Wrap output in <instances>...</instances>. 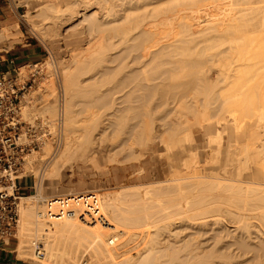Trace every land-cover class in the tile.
<instances>
[{"label": "bare ground", "instance_id": "obj_1", "mask_svg": "<svg viewBox=\"0 0 264 264\" xmlns=\"http://www.w3.org/2000/svg\"><path fill=\"white\" fill-rule=\"evenodd\" d=\"M21 1L23 3H27L29 5V7H32V8L43 5L41 8V11H42V14H43L44 19H45V23H44L45 27L43 26L44 28H41L40 30L45 35H54L55 33L58 35H61V34L64 35L66 33V32L64 33L65 26L70 25L71 23H73L76 20H79L78 23H76L75 27H74V25H72L74 27V28L72 27L73 29L70 26L72 31L69 29H66L67 32L71 31V33H70L71 35H72V33L73 34L74 33L83 34L84 32L88 34V37H89L88 41L92 43V44H90L91 46L89 45L90 47L88 46V47H86V49L84 48L83 50L73 51L74 53L73 54L71 53L72 56L69 60L73 64L71 63L72 65H69V66L68 65L65 66L63 64L64 67L61 68L62 71L64 72V80L66 82L65 87H66L68 94L71 92V87L69 85L70 84V75H72L71 79H73V74H71V73H74V74L76 73V72H74V70L72 71V69H73L72 67L74 65H76L77 63H80L85 58H89V59L94 58V60H95V56H97L98 53H99V55H104L101 53L104 52L103 50H105L106 47H105L104 42H103L104 45H102L103 43H101V42L103 40L100 39L99 33L105 29H108L109 27H112V28L114 27V29H123L122 25L124 24L123 23L124 21H121L122 18H121L120 13L122 14V12H120V8H119V6H122V5H120V2H118L120 0H21ZM122 1L125 2V0H122ZM157 1H159V0H156V1L155 0H152V1L149 0V3L152 2L153 5H155V4H157ZM163 1H164V3H166V4L163 3L164 5L161 6V8L163 9V10L161 9L162 10L161 13L164 12L163 13L164 15L161 14L163 17L160 18V21L158 23L161 26L164 25L166 27L163 26L162 27L163 29H159L160 28V26L158 28L159 24H156L157 26L155 25V27H153L151 25V23H150L151 26L149 25V23H147L149 26H147V24L146 25L144 24L140 30L141 34L139 35V37H141L139 40H141V41L138 40V43L136 42L137 44L136 43L134 44L136 47L133 48L132 47L133 45L131 46L133 48V51L137 48L140 50V52L136 50L139 53L134 54L135 56L132 55L133 58L131 61H133V62L131 64V67H132V65H133V67H132V69H130L128 71V73L126 75L127 79L129 80V81H127V85H131L132 82H134V84H132L133 85L132 87L129 86L131 89L128 92L129 93L128 96L131 97L130 96L131 94H133V93L136 94L137 92L135 93L134 90H136V91L142 90L143 91L142 95H144V96L147 95L146 96L147 98L150 95L152 96V94H154V95L159 94L160 95V96L158 95L159 98L160 97L164 98V97H168V96L180 98V97H185V96L188 97L187 95L190 93L192 95H189V96L190 97L192 96V98H195V99L199 96H203V100H206V102H204L203 104H207V106L212 105L211 106L212 107V119L214 117H216V115L218 117H220V119L222 118L221 120H223V121L225 119V122L222 124V127L224 129L220 125H218V121L220 119L218 121H217V119H215L214 121L212 120V123H210V122L208 123L209 125H211L209 128L210 129L212 128V134L216 135V133H217L216 136L214 135L215 138H212V142H213L212 148H213V150H216L215 155L217 154V156H215L214 154H212V155H214L215 157H217L219 159V160H217V158L215 159L218 161V163L220 162V165L215 167L214 170L219 169L220 171L219 172H217V170L214 171V172H216V174H214V173L212 174V179H214V180H212V183L210 182V185L207 184L208 182L207 183L203 182V184H205V183L207 184L206 185L207 187L205 188L206 192H204L205 190L202 191L203 194H206V195H204V196L200 195L199 198L197 197L194 200H192V202L194 204L192 203L193 205L191 204V207L188 205L189 209L187 208V210H189L191 212H189V214L184 215V216H187V219H188L187 224H189L188 226H190V227L191 226L196 227L197 225L199 228L204 227L205 225L207 227L208 224L210 225V222H208L205 218L212 216V224L211 225H213V224H218V225L221 224L222 225L223 218H226L227 221H230V223L232 222L235 224L236 227L235 226L234 227L236 228V230L238 229L240 231L241 230L246 231V233H248V235H247L248 237H252L251 235L254 234V232H258L261 236H263V239H264V0H171V1L170 0H168V1L162 0V2ZM146 2H148V1H146ZM167 2H169V4L171 6H172V4L170 2H174L173 6L171 7L169 4L167 5ZM152 3H150V4H152ZM126 4H127V2H126ZM143 4H145V0H144ZM129 5H131V4H129ZM166 5H167V7H164ZM126 6L129 7L128 4ZM168 6H169V9H168ZM40 7H39V9H40ZM123 7L124 6H122V9H123ZM157 7H158V5H157ZM159 9H160V7H159ZM201 10L204 13H202ZM123 11H125V10H123ZM127 14H128V12H127ZM153 17H155V16H153ZM155 19H157V18H155ZM117 23H119L120 25H118ZM34 24H36V23H34ZM115 24H117V25H115ZM141 24H142V22H140L138 20L135 21L134 23L131 22L130 27L124 28V29H128L126 31L127 36L129 35L130 31L138 29L141 26ZM154 24H155V22H154ZM36 25H38V24H36ZM14 27H16V26H14ZM10 28H13V27H10ZM164 28H166V29H164ZM196 29H198V30H196ZM12 33L13 32L11 31V29H5L4 28L0 31V38H8L11 36ZM122 33H123V31H122ZM124 33H125V31H124ZM124 33L122 35H124ZM66 35H67V33L65 34V36ZM125 35H124V38H122V39H125ZM129 38L131 39L130 36H129ZM127 40H128V38H127ZM93 42L94 43L98 42L99 44H96V43L94 44ZM101 45L104 47L102 48ZM100 51H101V53H100ZM107 51H108V49H107ZM136 51H134V52H136ZM131 52H132V50H131ZM101 57L102 56H100V58ZM100 58H99V60H100ZM86 60H88V59H85L84 61L86 62ZM85 62L82 61L81 63L83 64ZM97 62H98V59H97ZM129 63H131V62H129ZM92 65H93V63H92ZM129 66H130V64H129ZM211 71H212V74H211ZM124 79H126V78H124ZM123 81H121V82H123ZM128 82H129V84H128ZM72 83L74 85V82H72ZM44 90H46V89H44ZM36 93H38V92H36ZM72 94H73V92H72ZM193 94H195V96H197V97H194ZM137 96L139 97L138 93H137ZM137 96H136V98H137ZM133 97H134V95H133ZM152 97H154V96H152ZM166 99H164V100L166 101ZM161 100L159 102H161ZM174 100H176V99L174 98ZM137 102L140 103L139 100ZM149 103H148V105H149ZM194 103H196V102H194ZM165 104H166V102H165ZM189 104L187 106L184 104L183 105L185 107H187L189 110V107H188ZM46 105L47 104H44L42 107L40 106L41 107L40 110H41L42 115L44 112L50 113V112L56 111L53 107L46 106ZM95 105H93V106H95ZM167 105H168V103H167ZM108 107H109V105H108ZM131 107L132 106L129 105V107L127 106V109L131 108ZM137 107L136 106L132 107V110H130V111H133L134 108L137 109ZM160 107H161V105H160ZM23 108H24L23 114L28 118L32 117L31 116V112L33 111V110L31 111L32 108L30 109L28 107V105L24 106ZM106 109H107V107H106ZM117 109H118V107H117ZM154 109L156 111V108H154ZM135 111H138V110H135ZM139 111H140V109H139ZM152 111H151V113H152ZM169 111H170V109H169ZM126 112H127V110H126ZM143 112L141 111L142 114H143ZM55 113H57V112H55ZM116 113H118V112H116ZM141 113L139 112L138 114L141 115ZM174 113H172V114H174ZM179 114H180V112H179ZM129 115H130V113H129ZM144 115H145V113H144ZM182 116H184V115H182ZM52 117L53 116H51V118ZM96 117H98V116H96ZM118 117H119V113H118ZM142 117H144V116L142 115ZM72 118L73 117H72V114L70 112V105L63 106L62 119H63V123L65 126V134L63 133V135H65V136H64L63 141L61 142L62 145H61L60 151H58L56 153V155H57L56 158H55V155L52 154V155H54L53 157L55 159H54V161L52 159H50L51 161H53V163H52V165L49 164L50 166L48 165V167H50L49 169L47 167V169L49 170L48 174L49 173L52 174V173L58 171L63 164L68 162L70 159L74 158L76 155L78 156L81 154L80 156H83V155L87 156L93 152H98V153L102 152L101 151L102 149L99 147V145L95 146V144H94L95 139L96 138L99 139L100 137L98 138L97 137L98 135H96V134H95L96 138L92 137L93 131L91 132V131L86 130V129H85V131H82V132L78 131V133H77V131L75 130V126H74L75 123L73 124ZM136 118H137V116H136ZM130 119H131V116H130ZM132 119H133V117H132ZM139 119H141V118H139ZM182 119H183V117H182ZM128 120L129 119L126 118V121H128ZM221 120L219 122H221ZM121 121H123V120H121ZM121 121H120V123H122ZM88 122H91V121H88ZM128 122L132 123L131 121H128ZM137 123H139V122H137ZM162 123H163V121H162ZM186 123H187V121H186ZM186 123H184V124H186ZM120 125H122V124H120ZM139 125H141V124H139ZM139 125H137V126L134 125V126L138 128ZM147 125H148V123H147ZM165 125H167V124H164V126ZM129 126H131V125H129ZM129 126H127V127H129ZM151 126H153V125H151ZM177 126H178V124H177ZM97 127H99V126H97ZM131 127L128 129L129 131L127 130L128 136H129V133L130 134L132 133L133 127H132V130L130 131ZM102 128H104V127H102ZM137 128H136V130H137ZM142 128H144V127H142ZM175 128H176V126H175ZM220 128L222 129V131L226 130V132L225 133H223L224 131L223 132L222 131L217 132V130H219ZM123 129H121V130H123ZM151 129H153V128H151ZM173 129H174V127H173ZM179 129L177 128L176 131L180 132ZM63 130H64V128H63ZM142 130L139 131L140 134L137 132L138 135L142 134L141 133ZM155 130H157V129H155ZM60 131H62V130H60ZM103 131H104V129H103ZM176 131L174 132L175 134L173 136L171 135L172 138L169 136L171 139V143L175 146L174 149H176V147H178L179 143L182 142L181 139L183 140V138H181V139L179 138V135H178L179 133L177 132L178 133L177 134ZM113 133H114V130H113ZM147 133H148V130H147ZM149 133H150L149 136H150V138H152V140H153V138H155V136H157L151 130L149 131ZM99 134H101V133H99ZM148 134H147V136H148ZM164 134H166V133H164V131H163L162 135H164ZM181 134H182V132H181ZM183 134H182V137H183ZM225 134H227L226 138L224 137ZM124 135H126V134H124ZM132 135H134V134L133 133L131 134V139L133 137ZM143 135H145V132L143 133ZM187 136L188 135H186V137ZM138 137L134 138L135 141L138 139ZM162 137H164V136H162ZM108 138H109V136H108ZM143 138H145V139H143ZM127 139H128V137H127ZM148 139H146V136L145 137L143 136L141 138V141H140L141 144L147 145V143L149 142V141L147 142ZM164 139H166V136L164 137ZM99 140H98V142H99ZM114 140H112V141H114ZM138 140H140V139H138ZM152 140H150V141H152ZM161 140H163V139H161ZM135 141H133V144L135 143ZM166 141L168 142V140H166ZM140 142L138 141V143H140ZM161 142H163V141H161ZM100 145H101V143H100ZM125 145H127V144H125ZM145 145H143L144 149L146 148ZM102 147L106 148V144L103 145ZM128 147H131V146H128ZM128 147H127V149H128ZM51 148L52 147H51L50 142L46 141L42 145V148H41L42 153L40 152L41 154L38 155L39 151H36V152H38V154L36 153L35 155H33L32 158L29 159L28 163L30 164V166L33 165V167L35 169V167L36 166L38 167L40 165V163L46 161L45 160L46 159L45 157H47L46 155H48V154L51 155V152H50ZM147 148L150 150V152L153 150L151 145L149 146V144L147 145ZM180 148H181V146L175 150L174 156L177 157L178 154H179L178 156L181 155L180 153L182 152L183 149L182 148L180 149ZM143 151H141V152H143ZM81 152H84V153H81ZM138 152H140V149ZM109 153H110V151H109ZM130 153L132 154L133 152H130ZM139 154L142 155L144 153H142V154L139 153ZM127 155H128V153L126 154V156ZM135 155H137V154L135 153ZM126 158H128V157H126ZM177 158H180V157H177ZM171 159H172V157H171ZM175 159H173V160H175ZM49 163H50V161H49ZM186 164L187 163H185V166H186ZM30 171L33 172L32 169H30ZM59 171H61V170H59ZM212 171H213V168H212ZM42 173H44V172H42ZM187 179H189V178H187ZM42 181L43 180H41L39 182V185L42 183ZM179 181H181V180H179ZM158 183H160V182H158ZM143 185L145 186V184H143ZM151 185H152V183H151ZM161 186H162L161 188H163V185H161ZM199 186H202V185H200V182H199ZM135 187H137V186H135ZM198 187H197L196 191H198V189H200ZM202 187H204V186H202ZM133 188H134V186H133ZM156 188L154 186H150V187L148 186L144 190L145 192L142 196H141V193H143V192L139 193L140 194V196H139V194L137 193L136 190L134 191V193L132 191L133 194H136V193L138 194V196H137V194H136V196L134 195L135 196V197L133 196L134 198H132L131 192L128 191L129 192L128 195L131 194V196H129L130 200L126 199L128 197L127 194L124 195L125 197H122L123 193H120V192L119 193L117 192V195L116 194L115 195L108 194L106 197H104V199H102L101 212L106 217V221L102 222V223H94V222L86 223V222L80 220L78 217H65L62 219L52 220V222H50V224H48L49 222L48 223L44 222L45 221L44 218H43L44 221L41 220L42 219L41 216L43 214V211H36V208L32 205L34 203H32L31 205L30 204L28 205L27 199H29V198L32 199V197L36 196V195L22 196L21 197V200H22V202H21V217L23 220V226L20 228V232H19L20 233L19 234L20 242L18 245L19 254L22 256V252L24 251L23 248L25 245L23 242L25 240L26 230H30L29 224H32V225H35L38 230H44L47 233L46 234L47 237L44 236L45 238H48V240L45 243L46 260L51 259V261H52L53 259H57V261H59L60 264H64L65 261H67V263H68V261L73 262V259L76 256L79 257V255H81L79 250H78L80 246H85L86 250L88 249V251L91 250L92 254L95 255L96 257H98V259H100L98 261H100L101 264H226V263L232 264L233 263L232 257L237 256V255L236 256L234 255V250H236L238 248L239 249L238 252H241L242 248H241V246H238L240 244L237 245V243H236L237 248L236 249L234 248L232 251L229 250L230 252L226 253L225 251L228 250L227 248L232 249V247H228V245H227V248H225L226 250L224 251L223 246L225 244L223 246L222 245L219 246L221 243L220 244H217V243L221 242V240L216 238L215 240H217V242L215 240H214L215 242H213V244L215 243L216 245H211L212 243H210L209 245H211V246H209V247L213 246L212 249H210V248H208V245H207L209 243V241H207L208 242L207 243L206 240H211V239L202 240V239H199L198 236H197L198 238L195 236V239H194V238H190V237H192L191 236L192 234L191 235L189 234L190 237H188V235L186 236V238H189V239L183 240V238H181V237H182V234L184 233L183 232L184 230H181L182 227L180 228V226H181L180 224H179L180 226L177 227L179 229L175 230V228H174V231L171 229H170V231L168 230L169 232L167 231L168 235H166V237L164 236V234H161L162 233L161 229L162 228L164 229V226L161 227L162 226L161 224H164L165 222L162 221V223H161L160 220L165 219V217L166 218L168 217L167 221H170L169 218L171 219V216L173 218L177 214L182 215L183 213H182V210L180 209V207L181 206L183 207V205L185 207V204H183V205L181 204V206H179L181 201L179 200V202H177L178 201L177 199H179L180 196L175 198L176 193H178L177 191L173 195L170 194V192H173L175 189L173 191L172 190L168 191L169 187H168V189L166 187L167 190L163 189L166 192H163V190H161V188L158 189L159 188L158 187L157 188L158 190H155ZM173 188H175V187H173ZM171 189H172V187H171ZM192 191H193V189H192ZM200 191H201V189H200ZM91 192L92 191H89L87 193H91ZM202 192H201V194H202ZM207 192H208V194H207ZM209 192H212V193L209 194ZM81 193H83V192H81ZM195 193H197V192H195ZM198 193L200 194V192H198ZM188 195H190V193ZM188 195H187V197H188ZM66 196H71V195H66ZM56 198H58V196L51 197L50 199H56ZM192 198H193V195H192L191 199ZM184 199H188V198H184ZM190 202H189V204H190ZM184 210L187 211L186 209H184ZM36 212H37V214H36ZM186 213H188V211ZM178 215H177V219H178ZM180 218H181V216H180ZM251 220H255V222L251 221ZM179 221H181V220H179ZM35 222H36V224H34ZM158 222H160V225H158L159 224ZM168 223H170V222H168ZM168 223L164 224L165 227H166V224H168ZM224 224H225V220H224ZM168 225H170V224H168ZM150 226H152L153 229H150ZM158 226H159V228H158ZM173 226H176V224ZM126 227L132 228L133 230H135L134 228H137V229L140 228L142 230V232L145 233L142 236H145V238H146V240H145V242H147V244L145 245L146 248H144V247H143L144 249L140 248L141 250L142 249L143 250L141 252L137 253L136 255H133V256L131 255L132 253L130 254L129 251H128L129 253H127L126 252L127 249L125 250V248H124L125 252L123 250L124 253H122V251L118 250L123 245H125L123 243L126 240L122 241L123 242L122 244L117 242L118 245L115 247L109 246L110 239L114 236L117 237V239H119L120 237L118 236L119 235L118 232H120L124 228L126 229ZM168 227L170 228L172 226H168ZM185 228H187V227H184V229ZM31 229H33V228H31ZM163 229H162V231H163ZM187 229H189V228H187ZM200 229H202V228H200ZM200 229H199V231H200ZM219 229H218V231H219ZM109 230H112L113 233ZM126 230H128V229H126ZM141 230H139L140 233H141ZM166 230H167V228H166ZM139 231L138 232L134 231L133 234L135 235V237L137 235H139V234H137V233H139ZM192 231H194V230H192ZM197 231H198V229H197ZM201 231H202V233H204V229ZM221 231H222V228H221ZM227 231H228V233H230V230H228V228H227ZM40 232H43V231H40ZM109 232H111L110 234H112V236L109 234ZM127 232H129V231H127ZM231 232H233V231H231ZM41 234L43 235V233H41ZM194 234L197 235L196 233H194ZM213 234H215V233H213ZM244 234H243V236H244ZM107 235H110L111 237H109ZM198 235L200 237H202V234H198ZM219 235H221V232ZM224 235H222V236H224ZM227 235L224 237H227ZM229 235H231V234H229ZM232 235H233V233H232ZM255 235H256V233H255ZM260 235L258 237H260ZM67 236L73 238V240L75 241L74 244L76 243L75 244L76 246L73 247V249L71 248L70 250H67L65 248H63L65 250H62L60 245H61V242L63 240L61 241V239H62V237H67ZM205 236H207V235H205ZM205 236L203 234V237H205ZM214 236L215 235H212V237H214ZM222 236H220V237L222 238ZM130 237H133V236L130 235L129 238ZM193 237H194V235H193ZM220 237L218 236V238H220ZM231 237H233V236H231ZM71 238H69V239H71ZM242 238H239L240 239L239 242H241V243L243 241ZM222 239H225V238H222ZM238 240H236V241H238ZM44 241H45V239H44ZM127 241H129V240H127ZM233 241L235 242L234 239H233ZM244 241L246 244V240H244ZM248 241H249V239H248ZM252 241H253V239H252ZM262 241H264V240H262ZM230 242H231V240H230ZM71 243H73V242H71ZM71 243H70V245H71ZM232 243H229V244H232ZM247 243H249V242H247ZM64 244H66V243H64ZM233 244H235V243H233ZM254 244H252V245L254 246ZM241 245H243V244H241ZM252 245H247V246H251V248H252L253 247ZM260 245H261L260 248H262L263 244H261V241H260ZM256 246L258 247V245H256ZM134 247H136V246H134ZM246 248H249V247H246ZM253 248H255V246ZM130 249H132V248H129V250ZM245 249L243 252H245ZM81 250H82V248H81ZM83 250H84V248H83ZM83 250H82V252H83ZM255 250L261 251L259 249V247H258V250L257 249H255ZM262 250H264V248H262ZM182 253L185 257L181 256ZM244 254H246V252ZM256 254H257V252H256ZM240 255H242V252L239 253V256H237V257H240ZM252 255H254V253ZM263 256H264V252H262V253L258 252V254L256 256V257H258V260H257V258H256V260L259 262L255 261V257H254L253 261H255V263L251 262L249 264H253V263L254 264H264V257ZM182 258H184V259H182ZM242 258H244V257H242ZM251 258L253 259L252 256H251ZM44 259H45V257H44ZM76 259H77V257H76ZM238 259H240V258H238ZM248 259H247V261H248ZM57 261H56V263H57ZM249 261H250V259H249ZM42 262H43V259H42ZM53 262H55V261H53ZM70 262H69V264H70ZM77 263H78V261H77ZM241 263H243V262H241Z\"/></svg>", "mask_w": 264, "mask_h": 264}, {"label": "rangeland", "instance_id": "obj_2", "mask_svg": "<svg viewBox=\"0 0 264 264\" xmlns=\"http://www.w3.org/2000/svg\"><path fill=\"white\" fill-rule=\"evenodd\" d=\"M12 1L15 4V6L19 7L18 10H19V17H20V28L18 29V32H20V35L23 36L24 42L25 43H27V42L37 43L38 45H40V47L43 48L42 59L40 60V63L37 66H33L31 68L27 64H25V65H22V67L20 68L21 75L25 76V77L30 76V73H32V71H34V70L37 71V73L35 75V82L33 83L32 87L29 89V92L25 98L24 105H23V107L28 105V107L30 109L32 108L31 109V111L33 110L31 112L32 117L28 118L23 113L22 114H23V117L25 119H31V118H35V117H38V118L44 117V118L49 119L52 123L51 129H52V134H53V138L48 139V142H50L52 148L50 149L51 155L48 154V155H46L47 157H45L46 161L40 163V165L38 167L36 166L37 168L35 167V169H34L33 165L30 166L28 161L30 158L33 157V155H35L36 153L38 154V152L35 151V152H33V154H31L27 157L25 168L27 170L32 169L33 172H31L29 175L24 177V178H29L31 180L30 191L25 196L36 195V196H33L32 199L31 198L27 199L28 205L29 204L31 205L32 203H34L32 205L36 208V211H44L46 200L51 198V197L73 195V194H78L81 192H89V191L98 193L100 198H101V204H102V199H104V197H106L108 194H113V195L116 194L117 195V192L118 193L120 192V193H123L122 197H125L124 195H126V194L128 195L129 192H131L132 198H134L137 193L139 194V193L143 192V193H141V196H142L145 192L144 190L148 186L149 187L154 186L155 188L159 187L158 189H160L162 187L161 185H163V188H161V190H163V189L165 190L166 187H167V189L169 187L168 191L169 190L173 191L175 189L173 192H170V194L173 195L177 191L178 193H176L175 198L180 196L179 199H177L178 200L177 202H179V200L181 201L179 206H181V204L182 205L185 204L186 208L184 207V205H183V207L181 206L180 209L182 210L183 214L182 215L177 214L178 219L181 221H179L177 219V215H175V216L173 215L174 216L173 218L171 216V219L169 218L170 221H167L168 217L167 218L165 217V219L160 220L161 223H162V221L165 223L170 222V223H168L170 225L166 224V227L164 225L165 223L161 224L162 225L161 227L164 226V229H165L164 230L162 228L163 231L161 229V232H162L161 234H164V236L166 237V235H168V232L170 231V229L174 231V228H175V230H177V229H179L177 227L181 225L180 226V228L182 227L181 230H184L183 231L184 233L182 234V237H181V238H183V240L189 239V238H186V236L188 235V237H190L191 234H192L191 235L192 237H190V238L195 239V236L196 237L198 236L199 239H202V240L211 239V240H206V242L209 241V243L207 242L208 248L212 249L213 246L212 247H209V246L216 245L215 243L213 244V242H215V241L217 242V240H215L217 238V239L221 240V242L217 243V244L221 243L219 246H221V245L223 246L225 244L223 246L224 251L226 250L225 248H227V245H228V247H232V249L227 248L228 250L225 251L226 253L230 252L229 250L232 251L234 248L236 249L237 248L236 246L238 244H240L238 246H241V248L243 249V250L241 249L242 255H240V257H237V256H239V253H241V252H238L239 251L238 248L236 250H234V255L235 256L237 255V256L232 257L233 259L231 258L233 260V263L234 264H240L241 262H243L244 264H249L251 262L255 263V261L258 260V257H256L258 252H261V253L264 252V250H262V248H264V241H262V240H264V239H263V236H261L258 232H254V234L251 235L252 237H248L247 236L248 233H246V231L241 230L242 231L241 232L238 229L236 230L235 224L232 222L230 223V221H227L226 218H223L222 225L221 224L220 225H218V224L211 225L212 224V216H209L210 218L207 217L208 219L205 218L208 222H210V225L208 224L207 227H206V225L204 227H200L202 229H200L198 227V225L196 227H194V226L190 227V226H188L189 224H187L188 223L187 222L188 221L187 216H184L186 214H189V212H191V211L187 210V208L189 206L191 207V204L193 203L192 200H194L197 197L199 198L200 195L201 196L206 195V194H203L202 191L205 190L204 192H206V189H205L207 187L206 185L207 184L210 185V182L212 183V180H214V179H212V174L213 173L216 174V172H214V171H216V170H217V172L220 171L219 169L214 170L215 167L220 165V162L218 163L217 160H219V159L217 157H215V156H217V154L215 155L216 150H213V148H212V143H213L212 138H215L217 133H216V135L212 134V128L211 129L209 128L211 125L208 124L209 122L212 123V120L214 121L215 119H217V121H218L220 119V117H218L216 115L217 118L213 116L214 118L212 119V107H211L212 105L207 106V104H203L204 102H206V100H203V96L197 97V96H195V94H193L194 97L198 98V99L197 98L195 99V98H192V96L191 97L189 96V95H192L190 93L187 95L188 97L185 96V97H180V98L179 97L176 98V97H172V96H168L169 98L168 97H164V98L160 97L159 98V96H160L159 94L154 95L151 93L152 96H154V97H152L149 94L151 97L148 96V98H147L146 97L147 95L146 96L142 95L143 94L142 90H137V91L134 90L135 93L136 92L138 93L139 97L137 96V93L131 94L130 95L131 97L128 96L129 95L128 92L131 89L130 87L133 86L132 84H134V82H132L131 85H127V81H129V80L127 79L126 75H127L128 71L130 69H132V67H133V65L131 67V64L133 62L131 60H132L133 56H135L134 54H138L140 52V50L137 48L134 51L137 50L139 52L133 51V48L136 47L134 44L136 42L138 43V40L141 38V37H139V35L141 34L140 30L144 24L146 25L147 23H149V25H150V23H151V25L153 27H155L156 24H159L158 22L160 21V18H162L163 17L162 15H164L163 14L164 12L161 13L163 10L161 8V6L166 4V3H164V1L162 2V0L157 1V4H155V5H153L152 2H150V3H152V4H150L149 0H145V4H143L144 0H125V2H123L122 0L118 1V2H120V5L125 7V8L123 7V9H122V6H119L120 12H122V14L120 13L121 18H122L121 21H124L123 22L124 24L122 25L123 29H114V27L113 28L109 27L108 29H105L99 33L100 39L103 40L101 43L104 42L105 47H106L105 50L102 49L104 52L101 53V51H100V53L104 54V55H99V53H98L99 56L98 55H97L98 57L95 56V60H94V58H90V59L85 58V59H88V60H86V62L84 61L85 59H83V60L81 59L85 63L82 64L81 63L82 61H81L80 63H77L78 65L76 64L72 67L73 68L72 71L74 70V72H76V73L75 74L71 73V74H73V79H71L72 75H70V84L69 85L71 87V92L69 93L70 94L69 95L67 93V90L65 87L66 82L64 80V72L62 71L61 68H63L64 65L69 66V65L73 64L72 62L69 61L72 54L74 53L73 51L83 50L84 48L86 49V47H88L90 44H92L91 42L88 41L89 40L88 34L85 32L83 34H76V33H74V34L72 33V35L70 34L72 31L71 28L73 27L72 25H74V27H75L76 23H78V21H79V20H76L73 23H71L70 25L65 26L64 33L65 32L67 33L66 36H65L66 33L64 35L63 34L58 35L56 33L54 35H45L40 30L41 28L45 27L44 26L45 19H44V16L42 14V11H41V8L43 5H40L41 7L38 6V7L32 8V7H29V5L27 3H23L21 0H12ZM146 1H148V2H146ZM150 1H152V0H150ZM166 1H168V0H166ZM126 2H127L129 7L126 6L127 5ZM170 3L173 6L174 2H170ZM129 4H131V5H129ZM168 4H169V2H167V5ZM157 5H158V7H157ZM167 5L164 7H167ZM39 7H40V9H39ZM159 7H160V9H159ZM168 9H169V6H168ZM123 10H125L126 12ZM127 12H128V14H127ZM202 13H204V12L202 11ZM153 16H155V17H153ZM155 18H157L158 20ZM137 20L142 22L141 26L136 30L130 31L129 35L127 36L126 31L128 29H124V28L130 27V23L131 22L134 23ZM153 21L155 22V24ZM34 23H36L38 25H36ZM117 24L120 25L119 23H117ZM117 24H115V25H117ZM149 25L147 24V26H149ZM70 26H71V28H70ZM159 26H160V28H159ZM163 26L164 25L161 26L159 24L158 28L163 29L162 28ZM164 27H166V26H164ZM66 29H69L71 31L68 30L69 32H67ZM164 29H166V28H164ZM196 30H198V29H196ZM122 31H123V33L125 31L124 35L126 34L125 39L127 40V38H128L127 41L125 39H122V38H124V35H122L123 34ZM129 36L131 37V39L129 38ZM139 41H141V40H139ZM95 43L99 44L98 42H95ZM104 43L102 45H104ZM103 47L104 46H102V48ZM107 49H108V51H107ZM131 50H132V52H131ZM100 56H102V57L100 58ZM99 58H100V60H99ZM97 59H98V62H97ZM91 62L93 63V65ZM129 62H131V63H129ZM128 63L130 64V66ZM211 74H212V71H211ZM124 78H126L127 80ZM71 81L74 82V85ZM121 81H123V82H121ZM128 84H129V82H128ZM44 89H46V90H44ZM36 92H38V93H36ZM72 92H73V94H72ZM133 95H134V97H133ZM136 96H137V98H136ZM174 98L176 100H174ZM191 98L193 100L194 99L195 100L193 101ZM137 99L140 101V103L137 102L138 101ZM164 99H166V101ZM160 100H161V102H159ZM164 101L166 102V104ZM194 102H196L197 104ZM148 103L150 106L148 105ZM167 103H168V105H167ZM44 104H47L46 106L53 107L56 111L50 112V113L44 112L42 115L40 108ZM183 104L186 106L189 104V106H188L189 110ZM66 105H70V112H71L72 117H73L72 122H73V124L75 123L74 126H75V130L77 131V133H78V131L79 132L85 131V129L89 130L91 132L93 131L94 134L92 133V135H93L92 137L96 138L95 137L96 135H98L97 136L98 138L100 137L99 138L100 140L97 138H96L97 140L95 139L94 144H95V146L99 145V147L102 149L101 150L102 152H99V153L93 152L87 156L83 155L84 157L80 156L81 154L78 156L76 155L74 158H72L73 160L70 159L68 162L65 163L66 165L63 164L64 166L62 165L60 167L59 170H61V171L58 170L52 174H50V173L48 174V172H49L48 169L50 168V167H48V165L49 164L52 165L54 159L57 156L56 153L58 151H60V148L62 145L61 142L63 141L64 136H65V135H63V133L65 134V126L63 123V119H62V110H63V106H66ZM93 105H95V106H93ZM108 105L110 108L108 107ZM129 105L132 107H135V106L136 107L138 106V107H137V109L134 108L133 111H130V110H132V107L127 109V106L129 107ZM160 105H161V107H160ZM106 107H107V109H106ZM117 107H118V109H117ZM138 108L140 109V111ZM154 108H156V111ZM169 109H170V111H169ZM23 110H24V108L22 109V112H23ZM126 110H127V112H126ZM135 110H138V111H135ZM141 111L142 112L144 111L143 114L141 113ZM151 111H152V113H151ZM55 112H57L58 114ZM116 112L119 113V117H118V113H116ZM139 112L141 113V115L138 114ZM171 112L172 113L175 112V113L172 114ZM179 112H180V114H179ZM129 113H130V115H129ZM144 113H145V115H144ZM135 115L137 116V118ZM142 115L144 117L145 116L146 117L144 118V117H142ZM182 115H184V116H182ZM51 116H53V117L51 118ZM96 116H98V117H96ZM130 116H131V119H130ZM132 117L134 120L132 119ZM182 117H183V119H182ZM126 118L129 119L128 121H131L133 124L126 121ZM139 118H141V119H139ZM121 120H123V121H121ZM88 121H91V122H88ZM120 121L122 123H120ZM162 121H163V123H162ZM186 121H187V123H186ZM219 121H218V125H220L222 127V124L225 122V119H224V121L223 120H221V122H219ZM137 122H139V123H137ZM147 123H148V125H147ZM184 123H186V124H184ZM120 124H122V125H120ZM139 124H141V125H139ZM164 124H167V125L164 126ZM177 124H178V126H177ZM126 125L127 126L131 125L133 127V130H132L131 126L127 127ZM134 125L135 126L139 125V126L137 128ZM151 125H153V126H151ZM174 125L176 126V128ZM97 126H99L101 129ZM102 127H104V128H102ZM130 127H131L130 131L132 130V133L134 134V135H132L133 136L132 139H131L132 133L131 134L129 133L130 137L127 135L128 131H129L128 129ZM142 127H144V128H142ZM173 127H174V129H173ZM63 128H64V130H63ZM136 128H137V130H136ZM151 128H153V129H151ZM167 128L168 129L170 128V129L168 130ZM177 128L178 129L180 128L179 129L180 132L176 131ZM103 129H104V131H103ZM121 129H123V130H121ZM139 129L142 130L141 135H138V133L140 134ZM155 129H157V130H155ZM60 130H62V131H60ZM113 130H114V133H113ZM147 130H148V133L150 130L153 131L155 133V135H157V136H155V138H153V140H152V138H150V136H149L150 133L148 134ZM174 130L176 131V133L177 132L179 133V134L178 133L177 134L179 135L180 139L183 138V140L181 139V141L183 143L180 142L178 145V147L181 146V148L183 150L180 153L181 154L180 156H178L179 154L177 155V157H180V158L182 157L181 159L174 156L175 150L178 149V147H176V149H174L175 146L171 143V139H170L171 135L173 136L175 134ZM143 131L145 132V135H143V133H144ZM163 131L167 135L166 134L162 135ZM218 131L221 132L222 129L220 128L219 130H217V132ZM98 132L101 134H99ZM181 132H182V134L183 133L185 134V135L183 134V137H182ZM225 132H226V130L223 133H225ZM146 133L148 134V136ZM124 134H126V135H124ZM186 135H188V136L186 137ZM226 135L227 134H225V136H224L225 138H226ZM108 136H109V138H108ZM143 136L144 137L146 136V139L149 138L147 140V142L148 141L149 142L148 143L146 142V143H147V145L149 144V146L151 145V147L153 149L151 151L152 153L147 148V145L141 144L140 141H141V138ZM162 136H164V137L166 136V139H164V137H162ZM127 137H128V139H127ZM137 137L140 140L137 139L135 141L134 138H137ZM143 139H145V138H143ZM161 139H163V140H161ZM98 140L101 143V145L98 142ZM112 140H114V141H112ZM150 140H152L153 142ZM166 140H168V142ZM133 141H135L136 144L135 143L133 144ZM138 141L140 143H138ZM161 141H163V142H161ZM102 144L103 145L106 144V148L105 147L103 148ZM125 144H127V145H125ZM143 145H145L149 151L146 148L144 149ZM128 146H131V147H128ZM127 147H128V149H127ZM41 148L37 150V151H39L38 155H40L42 153ZM139 149H140V152H138ZM109 151H110V153H109ZM141 151H143V152H141ZM130 152H133V153L131 154ZM81 153H84V152H81ZM127 153H128V155L126 156ZM135 153L137 155H135ZM139 153H141V154L144 153V154L140 155ZM52 154L55 155V158L53 157L54 155H52ZM212 154H214L215 156ZM126 157H128V158H126ZM171 157H172V159H171ZM216 158H217V160H215ZM50 159H52L53 161H51ZM173 159H175V160H173ZM48 160L50 161V163ZM185 163H187L186 166H185ZM47 167H48V169H47ZM212 168H213V171H212ZM42 172H44V173H42ZM187 178H189V179H187ZM41 180H43L44 187H43L42 191L39 190V192L37 193L38 184ZM179 180H181V181H179ZM158 182H160V183H158ZM199 182H200V185H202L204 187L199 186ZM203 182H206V183L208 182V183L203 184ZM151 183H152V185H151ZM143 184H145V186ZM195 185L196 186L198 185L199 187L198 186L197 187L200 188L201 191H200V189H198V191H196L197 187ZM133 186H134V188H133ZM135 186H137V187H135ZM171 187H172V189H171ZM173 187H175V188H173ZM157 188L155 190H158ZM192 189H193V191H192ZM135 190L137 191V193L135 192L136 194H133ZM164 190H163V192H166ZM132 191H133V193H132ZM195 192H197V193H195ZM198 192H200V194ZM201 192H202V194H201ZM189 193H190V195H188ZM210 193H212V192H209V194ZM131 194L128 195V197L126 196L127 197L126 199H129V196H131ZM138 194H137V196H138ZM207 194H208V192H207ZM187 195H188V197H187ZM192 195H193V198L191 199ZM139 196H140V194H139ZM184 198H188V199H184ZM21 202H22V200L20 199V222H19V226L17 228V233H16L18 243L20 242V236H19L20 228L23 226V220L21 217ZM189 202H190V204H189ZM184 209H186L188 211V213H186L187 211H185ZM36 214H37V212H36ZM180 216H181V218H180ZM41 218L40 219L42 221H44L42 216H41ZM224 220H225V224H224ZM251 221L255 222V220H251ZM44 222L48 223V221H46V220ZM158 223L157 224L160 225V222H158ZM34 224H36V222ZM48 224H50V222ZM175 224H176V226H173ZM167 225L172 226V227L169 228ZM29 226H30V228H29L30 230H26L25 240L23 242L25 245L23 244L24 245V248H23L24 251L22 252V257L31 260L35 264H55L57 259H53L52 261H51V259L46 260L45 243L48 240V238H45L44 236L47 237V235H46L47 233L44 230H38L35 225L29 224ZM184 227H187L190 230L192 229L194 231H192V230L190 231L187 228L184 229ZM31 228H33V229H31ZM158 228H159V226H158ZM166 228H167V230H166ZM221 228H222V231H221ZM227 228H228V230H230V233H228ZM126 229H128V230H126ZM126 229L124 228L123 230L118 232V234H119L118 236L120 238L117 240V242L122 244L123 243L122 241L126 240L123 243L125 245H123L118 250L122 251V253H124L125 250L127 249L126 252L127 253L130 252V254L132 253L131 255L133 256V255H136L137 253L141 252L144 248H146L145 247V245L147 244V242H145L146 238H145V236H142L145 233L142 232V230L140 228H138V229L134 228L135 230H133L132 228L126 227ZM150 229H153L152 226H150ZM197 229H198V231H197ZM199 229H200V231H199ZM203 229H204V233H202V231H201ZM218 229H219V231H218ZM139 230H141L142 234L140 233ZM40 231H43V232H40ZM109 231L112 232V230H109ZM127 231H129V232H127ZM134 231H137V232L139 231V233H137V234H139L140 236L136 234L137 236L135 237V235L133 234ZM231 231H233V232H231ZM111 232H109V234ZM220 232H221V235H219ZM41 233H43V235ZM194 233H196L197 235H195ZM213 233H215V234H213ZM232 233H233V235H232ZM255 233H256V235H255ZM198 234H202V237H200ZM203 234H204V236L207 235V236H205L206 238L203 237ZM227 234L228 235L231 234V235L228 236ZM238 234L239 235L241 234V235L239 236ZM243 234H244V236H243ZM110 235L112 236V234H110ZM110 235H107V236L111 237ZM130 235L133 237L129 238ZM193 235H194V237H193ZM212 235H215V236L212 237ZM222 235H224V236L227 235V237H224ZM259 235H260V237H258ZM218 236L219 237L222 236V238H225V239H222L221 237L218 238ZM231 236H233V237H231ZM238 237L239 238L243 237L242 243L239 242L240 239ZM69 238H71V237H69V236L62 237L61 241L62 240L63 241L61 242V245H60L62 250H65V249L70 250L71 248L73 249V247L76 246L75 245L76 243L74 244L75 241L73 240V238H71V239H69ZM44 239H45V241H44ZM233 239L235 240V242L233 241ZM248 239H249V241H248ZM252 239H253V241H252ZM34 240H40L42 242L43 256L41 258L37 257L35 255L34 246H33ZM127 240H129V241H127ZM230 240H231V242H230ZM236 240H238V241H236ZM244 240H246V244H245ZM70 241L73 243H71ZM260 241H261V244H263L262 248H260L261 247ZM117 242L115 244H111V243L110 244L108 243V244H109V246L115 247L118 245ZM232 242L235 244H233ZM247 242H249V243H247ZM64 243H66V244H64ZM70 243H71V245H70ZM210 243H212V244L209 245ZM229 243H232V244H229ZM236 243H237V245H236ZM254 243L256 245H258V247L261 251L258 250V247ZM241 244H243V245H241ZM252 244H254L255 248H253L254 246ZM133 245L136 247H134ZM247 245H252L253 246L252 248L254 250L257 249L258 251H256V250L254 251L251 248V246H247ZM244 247L245 248L249 247L250 249L249 248L245 249ZM63 248H65V249H63ZM81 248H82V250L84 248L83 252H82ZM124 248H125V250H124ZM129 248H132V249L129 250ZM140 248H143V249L141 250ZM244 249H245L246 254H244L245 252H243ZM78 250L81 254V255H79L80 258L78 256H76L77 259L75 257L73 259V262L68 261V263H67V261H65L64 264H69V262H70V264H76L77 261H78L77 264H101L100 261H98L100 259H98V257L93 255L91 250L90 251H88V249L86 250L85 246H80ZM123 250H124V252H123ZM256 252H257V254H256ZM253 253H254V255L255 254L256 255L255 256L252 255ZM181 256L185 257L183 255V253L181 254ZM251 256L253 257V259L251 258ZM44 257H45V259H44ZM242 257H244V258H242ZM254 257H255V261H253ZM238 258H240V259H238ZM248 258L250 259V261ZM256 258H257V260H256ZM42 259H43V262H42ZM182 259H184V258H182ZM247 259H248V261H247ZM53 261H55V262H53ZM257 262H259V261H257ZM243 263H241V264H243ZM56 264H60V262L57 261ZM226 264H228V263H226Z\"/></svg>", "mask_w": 264, "mask_h": 264}, {"label": "built area", "instance_id": "obj_3", "mask_svg": "<svg viewBox=\"0 0 264 264\" xmlns=\"http://www.w3.org/2000/svg\"><path fill=\"white\" fill-rule=\"evenodd\" d=\"M27 65L32 68L38 64ZM21 67L15 74L0 76V243L17 239L22 197L19 181L31 173L25 168L27 157L53 138L49 119L23 117L24 101L37 71L25 77L21 75ZM101 205V198L95 192L58 196L46 200L42 217L48 222L78 217L86 223H102L106 217L101 212ZM117 240L114 236L110 243L115 244ZM33 246L35 255L41 258L42 242L34 240Z\"/></svg>", "mask_w": 264, "mask_h": 264}, {"label": "crops", "instance_id": "obj_4", "mask_svg": "<svg viewBox=\"0 0 264 264\" xmlns=\"http://www.w3.org/2000/svg\"><path fill=\"white\" fill-rule=\"evenodd\" d=\"M18 8L12 0H0V31L5 28L11 29L13 32L8 38H0V76L15 74L22 65L39 64L42 59L43 48L37 43H25L23 36L18 32L20 28ZM19 184L21 185V196L28 194L31 188V180L23 178ZM43 187L42 181L40 185L38 184L37 193L39 190L42 191ZM18 245L17 239L0 243V264H35L19 254Z\"/></svg>", "mask_w": 264, "mask_h": 264}]
</instances>
